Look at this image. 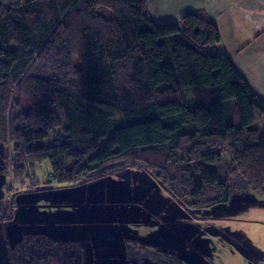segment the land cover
I'll return each instance as SVG.
<instances>
[{
	"label": "trees",
	"instance_id": "16d2710c",
	"mask_svg": "<svg viewBox=\"0 0 264 264\" xmlns=\"http://www.w3.org/2000/svg\"><path fill=\"white\" fill-rule=\"evenodd\" d=\"M220 41L201 9L156 24L146 0H0V144L13 177L45 161L56 187L138 168L188 211L232 189L264 198V100L213 52ZM83 253L30 235L11 263L84 264Z\"/></svg>",
	"mask_w": 264,
	"mask_h": 264
},
{
	"label": "rangeland",
	"instance_id": "374dc122",
	"mask_svg": "<svg viewBox=\"0 0 264 264\" xmlns=\"http://www.w3.org/2000/svg\"><path fill=\"white\" fill-rule=\"evenodd\" d=\"M4 150L0 144V264H12L30 235L81 244L84 264H151L150 253L163 250L208 264L264 263V198L255 191L232 189L227 203L188 211L142 169L56 187L47 183V161L33 177L14 178Z\"/></svg>",
	"mask_w": 264,
	"mask_h": 264
},
{
	"label": "crops",
	"instance_id": "0c3cea01",
	"mask_svg": "<svg viewBox=\"0 0 264 264\" xmlns=\"http://www.w3.org/2000/svg\"><path fill=\"white\" fill-rule=\"evenodd\" d=\"M146 1L150 18L156 24H174L191 11L204 10L216 23L221 36L213 52L226 53L247 86L264 100V0ZM158 253L208 264L198 257L187 259L182 254L175 255L176 251Z\"/></svg>",
	"mask_w": 264,
	"mask_h": 264
}]
</instances>
